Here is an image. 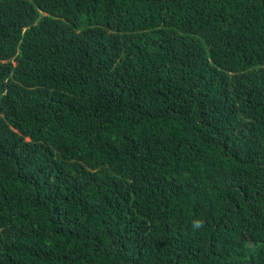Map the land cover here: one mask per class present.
<instances>
[{"label":"trees","instance_id":"obj_1","mask_svg":"<svg viewBox=\"0 0 264 264\" xmlns=\"http://www.w3.org/2000/svg\"><path fill=\"white\" fill-rule=\"evenodd\" d=\"M0 264H264V0H0Z\"/></svg>","mask_w":264,"mask_h":264}]
</instances>
